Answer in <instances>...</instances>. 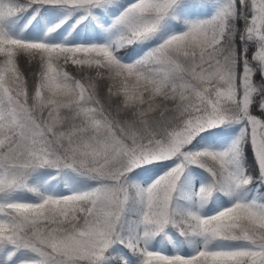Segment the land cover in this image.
I'll use <instances>...</instances> for the list:
<instances>
[{"label": "snow or ice", "instance_id": "obj_1", "mask_svg": "<svg viewBox=\"0 0 264 264\" xmlns=\"http://www.w3.org/2000/svg\"><path fill=\"white\" fill-rule=\"evenodd\" d=\"M0 264H264V0H0Z\"/></svg>", "mask_w": 264, "mask_h": 264}]
</instances>
